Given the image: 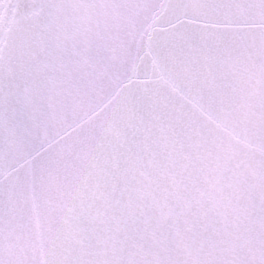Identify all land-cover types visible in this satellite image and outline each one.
<instances>
[{"label": "snow or ice", "instance_id": "obj_1", "mask_svg": "<svg viewBox=\"0 0 264 264\" xmlns=\"http://www.w3.org/2000/svg\"><path fill=\"white\" fill-rule=\"evenodd\" d=\"M0 264H264V0H0Z\"/></svg>", "mask_w": 264, "mask_h": 264}]
</instances>
